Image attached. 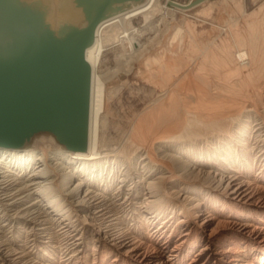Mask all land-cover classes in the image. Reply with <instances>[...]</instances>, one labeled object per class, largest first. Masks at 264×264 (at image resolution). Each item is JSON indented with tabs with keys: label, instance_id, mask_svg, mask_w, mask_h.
Instances as JSON below:
<instances>
[{
	"label": "bare ground",
	"instance_id": "bare-ground-1",
	"mask_svg": "<svg viewBox=\"0 0 264 264\" xmlns=\"http://www.w3.org/2000/svg\"><path fill=\"white\" fill-rule=\"evenodd\" d=\"M161 2H139L97 25L85 53V150L51 134L0 146V264H264V27L238 37L234 51L223 43L210 74L202 61L176 58L182 27L141 44L148 30L134 18L147 26L161 10L202 0ZM127 44L124 62L100 75L105 52ZM163 61L170 78L153 74ZM138 64L163 90L115 138L108 78L118 73L126 84ZM38 139L59 148L37 150Z\"/></svg>",
	"mask_w": 264,
	"mask_h": 264
},
{
	"label": "water",
	"instance_id": "water-1",
	"mask_svg": "<svg viewBox=\"0 0 264 264\" xmlns=\"http://www.w3.org/2000/svg\"><path fill=\"white\" fill-rule=\"evenodd\" d=\"M143 1L0 0V146L51 134L67 149L87 148L86 49L102 20Z\"/></svg>",
	"mask_w": 264,
	"mask_h": 264
},
{
	"label": "rangeland",
	"instance_id": "rangeland-1",
	"mask_svg": "<svg viewBox=\"0 0 264 264\" xmlns=\"http://www.w3.org/2000/svg\"><path fill=\"white\" fill-rule=\"evenodd\" d=\"M171 1L180 4L190 2V0ZM165 2L166 0H162L161 6H163ZM263 7L264 0H202L201 3L194 5L186 11L180 12V10H177L176 8L174 9L172 6H170L171 14H166L165 10H161L156 14V20H152V23L147 26H145V19L139 16L134 18L133 25L139 29L145 28L148 30L146 31L144 38L141 40V44H146L151 37H154V35L157 34V32H160L159 38L160 40H163L165 37L166 39L169 38L170 30L172 31V29L174 30L178 27L184 28L186 33H184L183 42H181L184 48L176 58H181V60L186 61L189 66L192 65L195 60H197L198 63L202 61L205 67H210V71L207 68H205V71L207 72L208 70V72H211L213 64L211 65L210 63L211 61H217L216 59L219 60L223 43L224 45L226 43V45L229 44L231 50L234 51L237 47L236 44L238 37L245 36L246 38H249L250 33L252 32L251 29L254 28V25L256 27L255 29L264 27V15L261 12ZM161 16L164 17L165 23H163V21L161 22ZM257 16L259 17L257 18ZM176 45L177 43H175L173 47L176 48ZM128 47L129 44L125 46L118 45L108 49L102 59L99 74L103 75L108 71L116 70L119 63L124 62L125 51L130 50ZM160 48L162 49V46ZM160 48H158V50H161ZM176 58L174 57L173 59ZM168 59H170V55L168 56ZM191 60L194 61L192 62ZM161 64H155V68L158 67L154 70L151 69V72L149 71L150 69L148 70L144 65H136V70L129 74L128 82L126 84L120 80L118 73L117 75L113 74V77L108 78V88L112 89L111 92L114 94V96L111 95L112 114L110 115L112 123L111 134L113 137H118L124 130L128 129L135 116L141 114L147 105L149 106L153 102L157 94L163 90L162 86L158 85L156 87L153 85L154 78H150L151 73H153L152 70L154 71L153 74H156V76L164 75L165 77V74L167 73L166 77L170 78L169 75L171 73L169 72V66L164 67V61L163 63L161 62ZM206 64L208 65L206 66ZM180 67L182 66L179 63L177 68ZM162 69H168V71ZM156 70L158 71L156 72ZM145 72L149 74H146ZM210 74H212V72ZM48 144H52L55 149L59 148V146L51 139H38V141L36 140L35 142L37 150Z\"/></svg>",
	"mask_w": 264,
	"mask_h": 264
}]
</instances>
